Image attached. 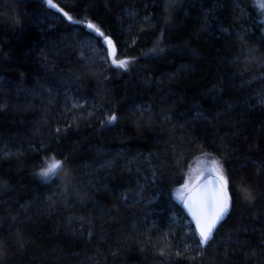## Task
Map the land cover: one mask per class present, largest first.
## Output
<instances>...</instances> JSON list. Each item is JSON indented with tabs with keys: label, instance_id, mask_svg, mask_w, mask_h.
Listing matches in <instances>:
<instances>
[{
	"label": "trees",
	"instance_id": "1",
	"mask_svg": "<svg viewBox=\"0 0 264 264\" xmlns=\"http://www.w3.org/2000/svg\"><path fill=\"white\" fill-rule=\"evenodd\" d=\"M53 3L0 0V264H264L261 0ZM202 156L232 195L203 248L175 197Z\"/></svg>",
	"mask_w": 264,
	"mask_h": 264
},
{
	"label": "snow or ice",
	"instance_id": "2",
	"mask_svg": "<svg viewBox=\"0 0 264 264\" xmlns=\"http://www.w3.org/2000/svg\"><path fill=\"white\" fill-rule=\"evenodd\" d=\"M51 7H56L53 0H47ZM260 7L264 8V0H261ZM67 15V13H65ZM69 20H72L71 16H68ZM86 27L99 36L104 37V44L108 54L112 57V63L120 68H126L128 60H117L115 45L110 37L104 36V33L95 24L89 22ZM246 54H250L246 49H241V52L237 56V60H240ZM116 120V116L112 115L108 119V123H112ZM62 168V162L52 157L50 161L46 163L40 175L42 177H49L55 175L59 169ZM208 171L212 174V179L208 181L211 185L209 189L208 184L203 186L199 185L198 181L200 177H197L196 183L186 182L183 187L177 189L176 199L187 209L191 214L192 219L196 224V232L198 233V244L201 248L208 245L209 241L213 237L214 230L217 224L225 218L232 205V195L229 192V180L224 174L222 165L217 160L211 161V167ZM203 171L200 176H203ZM238 196H243V192L237 193ZM179 255V253H177Z\"/></svg>",
	"mask_w": 264,
	"mask_h": 264
},
{
	"label": "rangeland",
	"instance_id": "3",
	"mask_svg": "<svg viewBox=\"0 0 264 264\" xmlns=\"http://www.w3.org/2000/svg\"><path fill=\"white\" fill-rule=\"evenodd\" d=\"M99 51L103 49V47H101L100 49L97 48ZM107 51V50H106ZM105 57V55L103 56ZM206 156H202L199 160H198V165L196 167H193V169L190 167L188 173L186 174L185 176V180L184 182L178 187L176 188L175 190V197H176V191L177 189H180L181 187H183V185L186 183V182H189V183H196L197 180L196 178L197 177H200L198 183L203 180L205 177L207 176H212L211 172L208 171V169L211 167V159L209 158H205ZM204 158V159H203ZM214 160H217V159H214ZM50 161L47 160L44 162V167H46V163ZM218 161V160H217ZM197 163V162H196ZM220 163V162H219ZM221 164V163H220ZM203 171V176H200V173ZM47 178V177H45ZM177 223L179 226L182 227V229H184L185 233H190L192 229L196 230V227L193 225V223L191 222V220L188 218H183V217H178V220H177Z\"/></svg>",
	"mask_w": 264,
	"mask_h": 264
},
{
	"label": "water",
	"instance_id": "4",
	"mask_svg": "<svg viewBox=\"0 0 264 264\" xmlns=\"http://www.w3.org/2000/svg\"><path fill=\"white\" fill-rule=\"evenodd\" d=\"M211 179H212V176H207V177H205L203 180H201V181L199 182V185L203 186V185H205V184H208V181L211 180ZM208 187H209V189H210V188H211V185L208 184ZM182 207H183V206H182ZM183 209H184L186 215L189 217V219H190L191 222L193 223V225L196 227L195 221L192 219L191 214L188 213L187 209H185L184 207H183ZM219 223H220V222H219ZM219 223H218V224H219ZM218 224H217V225H218ZM216 227H217V226H216Z\"/></svg>",
	"mask_w": 264,
	"mask_h": 264
}]
</instances>
